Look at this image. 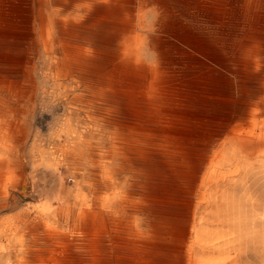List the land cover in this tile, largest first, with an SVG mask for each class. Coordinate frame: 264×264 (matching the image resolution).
I'll return each mask as SVG.
<instances>
[{
  "label": "bare ground",
  "instance_id": "obj_1",
  "mask_svg": "<svg viewBox=\"0 0 264 264\" xmlns=\"http://www.w3.org/2000/svg\"><path fill=\"white\" fill-rule=\"evenodd\" d=\"M201 1L198 4L193 0H171L172 4H161L152 25L146 24L148 19L143 21L139 14L147 4L145 0L35 1L40 48L48 57L57 51L63 62L57 63L53 71L47 68L57 79L53 85L56 98L40 106L39 116L48 119L47 132L31 143L28 169L20 165L16 155L19 146L15 138L25 113L21 100L8 101L13 112L10 119L3 118L0 105L1 195L5 193L4 188L27 180L31 199L28 204L23 203L21 216L26 223L21 238L11 237L7 245L0 244V254L5 252L6 246L16 247L19 241L30 244L50 241L63 244L64 248L65 243L82 246V249L50 255L62 261L76 258L87 264H211L198 259L199 247L208 244L200 239L198 226L211 212V192L230 184L257 187L256 183H242L244 176L252 175L264 181V0H253L257 9L242 15L246 21L239 22V29L232 30L230 38L219 35L224 38L216 40L209 37V26L203 27V34H197L185 29L183 20L175 19L179 14L208 18L212 11L219 15L208 0ZM45 6L55 12L51 25L43 12ZM75 11L79 12L77 16H74ZM222 14L220 12V16ZM27 16L22 7H5L0 11V27L8 31L27 29L28 25L21 26ZM105 30L112 32L105 33ZM5 38L0 37V45L14 44ZM27 38L23 40L29 42ZM225 44L234 52L233 56L214 53V48ZM146 50L151 58H146ZM21 60L0 54V84L10 73L19 74L23 66ZM23 72L14 82V96L28 100L33 76L25 66ZM69 75H75L76 86L88 92L87 96L76 94L70 98L75 111L84 113L88 120L107 112L97 99L105 95L126 100L125 106L129 108L126 113L142 118L146 124L139 129L144 136L143 144L133 141L121 154L126 167L141 168L148 173L145 181L136 185L141 191L124 187L127 181L115 186L105 183L103 189L95 192L99 197L91 204L80 203L76 194L65 201V155L82 153V148L87 149L89 143L88 138L78 132L80 125L74 124V127L65 119V99L68 98H65L62 82ZM197 106L220 109L229 115L221 121L212 115L207 119L208 125H204L205 117L188 111ZM68 139L72 142L67 148ZM211 144H215L217 150L206 154L204 151ZM106 154L102 152L97 156V166L108 167ZM259 190L253 189L249 204L244 203V199L238 202L236 228L239 229H229L226 240L223 239L229 249L227 256L217 264H231L239 257L243 261L247 259L249 264H264L259 253L264 252V211L259 212L264 208L257 210L264 200L259 197L264 194V183ZM198 209L207 211L199 220L194 218V211ZM144 210H155L160 215L144 221L133 217L134 212ZM5 225V231L18 233L20 230L13 219ZM80 226L88 232L79 233ZM3 260L6 259L0 258V262ZM23 262L24 259L12 251V264H27Z\"/></svg>",
  "mask_w": 264,
  "mask_h": 264
},
{
  "label": "rangeland",
  "instance_id": "obj_2",
  "mask_svg": "<svg viewBox=\"0 0 264 264\" xmlns=\"http://www.w3.org/2000/svg\"><path fill=\"white\" fill-rule=\"evenodd\" d=\"M35 1L36 0H0V11L1 12L3 11V9L5 7H11L12 8L13 6H17V7L24 8L25 15L26 16L28 15L27 17H29L26 19L27 21L25 20L26 23L21 25L23 27L28 25L27 29L21 30V28H19L16 30L12 29L11 31L10 30L8 31V29L0 27V37H3V38L6 37L5 39H8L11 42H14V44L3 43L2 45H0V54H7V55H10L11 57H19L20 59H22L21 61L23 63V66L20 68L21 71L18 72L19 74L12 72L9 75L4 77L5 83L1 82V84H0V93H1L0 94V105H2L1 106L3 109L2 116L4 119H10L13 116V112L10 111L11 107L9 106V104H10V102L13 103L14 99H18L19 101L21 100L20 104L23 105V110L25 113L23 112L24 114L22 115L23 118H21V121H20L21 126L18 128L17 136H16V138L13 136V138H15V140L17 141L16 142L17 147L19 146L17 148L16 155L18 157L20 165L23 166L24 168H27L29 165V163H28L29 157L28 156L30 154L32 144L35 142V140H39L41 138V136L47 132L46 127L48 125V119H46L45 117L39 116L40 106L46 105L48 103V101L50 102V100L56 98V96L53 92V85H54V83H56L57 79L55 77H53L52 73H49L47 71V68L50 67L51 70H49V71H53L55 66H57L58 64L60 65L63 62L61 56L59 55V53L57 51L54 50L52 55H49L50 57H48V55H46L44 52H42L43 51L42 48H40L41 46L39 44L38 32H37L38 27H36L37 24L35 22V21H37L36 16H35V11H36ZM145 1L147 2V4L144 5L140 9L139 14L143 17V21H146L148 19L149 21L147 20L145 23L150 24V25H152L153 22L155 21L157 13H158L157 9L161 6V4H164V3L165 4H172L171 0H159V1L158 0H145ZM183 1H187V0H183ZM193 1L197 2L198 4H200L202 2L201 0H193ZM252 1L253 0H208L212 9L214 11L218 10L217 12L219 13V15L212 11L210 17H208V18H204V17L198 16V15H196V18H195V14H191L190 16L185 15V14H179V16L176 15L175 19L178 21H181V22L183 20L182 24H184L185 29H187V30L191 29L193 32L195 31L197 34H203V31H204L203 27L209 26L207 32L209 34V37L213 40H216L217 38H224V37L230 38V36L233 34L232 30L239 29L237 27V25H239V22L240 21H246L245 19H243L242 15L257 9V7L254 3L255 1H253V2ZM16 2H17V4H16ZM24 4H26V5L24 6ZM249 4H250V6H249ZM175 5H177V2ZM237 5H238V7H237ZM44 8L46 9V10L43 9L46 21H48L49 24L51 25L53 18H55L54 17L55 12H53L52 8H51L52 10H50V8L48 9V7H46V6ZM239 8H241V9H239ZM242 8H244V9H242ZM174 9H175L174 6L171 7L172 11ZM46 11L49 13H47ZM220 12L223 13L221 16H220ZM51 14H53V15H51ZM78 14H79V12L75 11L74 16H77ZM174 14H177V13L175 12ZM47 17H50V19L48 18L49 20H47ZM65 17H66V15H65ZM190 18H192V19L190 20ZM197 19H199V21L200 20L201 21L199 22ZM222 19H223V21H222ZM218 29H219V31H218ZM25 30H26V32H25ZM30 30H31V32H30ZM52 30L53 29L51 28L50 31H52ZM227 30H229V31H227ZM105 31H107L105 33H111L112 32L111 30H105ZM52 33H55V31L53 30ZM219 35L224 36V37H220ZM15 36H17V37H15ZM13 37H15V38H13ZM26 37H29V38H27V40H29V42L28 41L25 42L23 40ZM15 39L18 41H16ZM5 41H7V40H5ZM19 41H22V42L18 43ZM226 42H230V41H226ZM24 44H26V45H24ZM225 45L214 48L213 49L214 53L224 55V56H228V57L233 56L234 52L232 50H230V48L227 44H225ZM224 47H227V48H224ZM37 53H38V55H37ZM41 53L42 54L44 53V54L42 55ZM144 53H145L146 58L152 57V55L149 53L148 50L144 51ZM42 56L44 57V59H42L43 58ZM57 59H58V61H57ZM44 60L47 63L46 65H45ZM34 61H35V63H34ZM50 61H53L54 64ZM24 66L27 68V72L31 73V75L33 76L32 77L33 78L32 79L33 88H32L30 96H28V100L23 99V98H16V96H14V93H15L14 86L16 85V83H14V82L20 78L22 73H24L23 72ZM40 67H41V69H40ZM98 69H100V67H98ZM101 69H102V67H101ZM47 72H48V74H47ZM38 75H40V76H38ZM45 76H47V77H45ZM48 81H49V83H47ZM77 81L78 80L75 77V75H69V76H65V79L62 82L64 84L63 88L65 89V98H68V99H65L66 100L65 106L67 107V109L65 111V115H66L65 119H66V121L71 123L72 126H74V127H75L74 124H76V125L79 124L80 126L79 125L78 126L80 128H79L78 132H82L83 135L85 136V138H88L87 140L90 143V146L91 145H93V146H91L92 147V149H91L89 146V143H88V147H86L87 149L82 148V153H79L76 150L77 152H75L74 154H68L69 156L65 155V172H63V175H65V191H66L65 192V198H67V199H65V201L69 200L74 194H76V195H78V201L80 203L90 202L88 204H91L94 200H97L99 197V196L95 195V192L99 189H103L105 183H114V186H115V183H124L125 181H127L125 183H128V185L125 184L124 187L128 188L129 190H138V188L136 186L137 183H143L145 181L146 175H148V173H146L141 168L136 170L135 168L126 167L122 161L121 154L123 153L124 149H127L126 147L129 146V148H130V143L133 141H137L136 144H138V143L140 145L143 144L144 136L141 135L142 133L139 132L140 131L139 129L146 126V124H144L142 118H139L138 116H134L131 113L130 114L126 113V111L129 110V108L125 106L128 103V102H126V100H124L123 98H119V97H111V96L105 97V95H104V97H102L103 95H100V96H98L97 99L100 102L102 109L107 111V112H100L101 114L94 115L91 119L88 120L84 116V113H82V112L79 113V112L75 111V108L72 106V103L70 102V98H72L76 94L77 95L85 94L86 96L88 95V92L85 93L82 90L83 88L81 89V87L78 88L76 86ZM43 82L45 85L43 84ZM41 86L42 87L44 86V87L42 88ZM46 86L47 87L49 86V87L47 88ZM78 89L82 90L83 92L78 91ZM45 91L47 93H46V95H43V93ZM8 92L10 95L8 94ZM1 95H5V97L3 96V100L1 99L2 98ZM42 98H44V99H42ZM106 98H108V99H106ZM6 100H7V103H6ZM8 101H10V102L8 103ZM69 103H71V104H69ZM32 107H33V109H32ZM195 108L191 107L190 109H188V111L191 112V110H192V112H191L192 114L196 113L195 115H200L201 117L202 116L205 117L203 119L204 125H208L207 119H210L209 117L212 115L218 116V118H220L219 121L223 120L226 116L229 115L228 112H226V111L223 112L220 109L219 110L218 109H207V108H203V107L198 108V106ZM70 110H72V111H70ZM26 111H28V112H26ZM139 112L142 113L144 111H139ZM204 114H206V115H204ZM68 115H70V116H68ZM39 118H41V120H39ZM82 118H83V120H82ZM23 119H25L26 121ZM78 119H80V120H78ZM71 120H73V121H71ZM24 121H25V123H24ZM85 121H87V122H85ZM90 123H92V124H90ZM96 123H98V124H96ZM106 124H107V126H106ZM81 127L84 129H82ZM94 128H95V130H94ZM84 131H86V132H84ZM94 131H95V133H94ZM86 134H88V136H86ZM100 134H101V136H100ZM29 138H30V141H29ZM105 138L107 139V141ZM65 139H66V137H65ZM71 142H72V139L66 140L65 141V147L68 148L69 147L68 145ZM97 150H99V151H97ZM206 150L207 151H204L206 154L214 153L217 150V146L215 144L214 145L213 144L208 145ZM17 152H19V154ZM102 152H106L107 153L106 155L109 157V164H108L107 168H101V167L97 166L95 163L97 156L99 154H101ZM113 152L115 155L113 154ZM22 154H23V156H22ZM132 170H135V171H132ZM79 171H80V173H79ZM27 172H26V174H27ZM69 173H70V175H69ZM135 178H139V179L137 180ZM133 179H134V181H133ZM248 182L256 183L257 187L252 186V185L240 186V184L236 185V186H232V184H230L228 186H224V187L222 186V187L213 189V191L211 192L212 201L209 205V209L211 212L206 217L208 220L206 218H204L203 222L199 224L202 227L198 226V229L200 228L199 229L200 230L199 231L200 239H202L203 242H205L206 244L208 243L207 245H205L203 247H199L198 259L202 263L204 262V263L217 264V263H220L227 256V251L229 249L227 250V243L224 242V240H226V236H228L227 233H228L229 229L230 230L239 229V227L236 228L237 222H238L237 218H238V214H239L238 208H237L238 202L241 199H244L245 200L244 203L249 204L250 200L248 199V197L250 194H252L253 189H255L256 191L259 192L260 191L259 189L261 188L262 184L264 183V181L260 180L257 177H254L252 175L251 176H244L242 183H248ZM67 188H68V190H66ZM78 188H80L81 190ZM86 188H87V190H86ZM70 189L73 191H71ZM3 190L5 191V193L3 195H1V190H0V223H1L0 224V226H1V228H0V244L7 245L8 241L11 237L21 238V234L24 232V230H22V228H23L24 223H26L25 218L21 216V212H22V209L24 206L23 203L28 204L29 202H31V199H30V196L28 195V182H27V180L24 181L23 183H17L13 187L8 186V187H6V189L4 188ZM138 191H141V190H138ZM259 197H260V199L264 198V194H260ZM263 205H264V200H263V203L257 208V210L259 211V209H263L264 208ZM233 206H234V209H233ZM263 211H264V209L262 211H259V212L262 213ZM205 212H207V211H203L202 209L195 210L194 211V218L199 220V218H201V216L205 215ZM156 215L159 216L160 214L158 215L157 212H155V210L153 212H151L150 210H147V211L144 210V211H139V212L133 213V217L136 218L137 220L139 219V221H144V220H148V219L152 220V219H154V217H156ZM11 219L16 221L17 224L19 225L20 230L18 233L14 232V231H10V230L5 231V229H6L5 224H7L8 221H11ZM227 220H228V223H227ZM208 222H211V223H208ZM2 227H3V231H2ZM77 230L79 231V233L88 232V231H86L85 228H82L81 226L78 227ZM67 232H68V224L65 223V233H67ZM23 239L25 240V238H23ZM222 240H223V242H222ZM19 242L20 243H18L16 247L15 246H12V247L6 246L5 252L0 254V258L6 259V260H3L4 262L1 261L0 264H12V251L16 252L19 255V258L24 259L23 263H25L27 261L26 262L27 264H87L85 262H81V261L77 260L76 258L71 259V260L62 261V259H60V258L50 257V255L53 254V252L59 251L60 253H65L68 250H72V249H80V248L82 249V246L76 245L74 243H72V244L65 243L66 248H64V247H62L63 244L61 245V244L53 243L50 241L46 242L47 244L46 243L45 244H41V243L30 244V243H27L26 241H19ZM57 244L60 246H58ZM27 248H28V250H27ZM259 253L261 254L260 259H263L264 258V252L259 251ZM1 255H3V256H1ZM218 257H219V260H218ZM242 259L243 258L239 257L235 262H233L231 264H249L247 259H244V261Z\"/></svg>",
  "mask_w": 264,
  "mask_h": 264
}]
</instances>
